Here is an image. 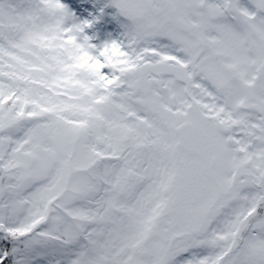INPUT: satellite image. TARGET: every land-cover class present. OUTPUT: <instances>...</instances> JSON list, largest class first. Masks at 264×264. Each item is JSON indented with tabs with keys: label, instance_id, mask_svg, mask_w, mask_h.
<instances>
[{
	"label": "snow or ice",
	"instance_id": "snow-or-ice-1",
	"mask_svg": "<svg viewBox=\"0 0 264 264\" xmlns=\"http://www.w3.org/2000/svg\"><path fill=\"white\" fill-rule=\"evenodd\" d=\"M104 7L0 0V264H264V0Z\"/></svg>",
	"mask_w": 264,
	"mask_h": 264
},
{
	"label": "trees",
	"instance_id": "trees-1",
	"mask_svg": "<svg viewBox=\"0 0 264 264\" xmlns=\"http://www.w3.org/2000/svg\"><path fill=\"white\" fill-rule=\"evenodd\" d=\"M69 6H71V0H68ZM108 0H87L88 9L84 13V19H92V16L88 15V12H91L92 15L98 14V9L104 7ZM116 12L115 8L104 7V13L100 17L99 22L95 23L91 28H88V32L95 38L100 37L103 34H107L110 30L114 31L117 35V39L120 38L122 29L118 24L117 20L113 18L114 13Z\"/></svg>",
	"mask_w": 264,
	"mask_h": 264
},
{
	"label": "rangeland",
	"instance_id": "rangeland-1",
	"mask_svg": "<svg viewBox=\"0 0 264 264\" xmlns=\"http://www.w3.org/2000/svg\"><path fill=\"white\" fill-rule=\"evenodd\" d=\"M76 20H77V22H81V21H82L81 16H79V15L77 14V16H76ZM85 33H86V32H85ZM86 34L89 35V36H91L89 33H86ZM109 38H111V39H115V36H114L113 34L110 33L108 38H106L105 36H102V37L100 38L99 42H96V39H94V40H93V43L100 44V43H102L103 41L108 40Z\"/></svg>",
	"mask_w": 264,
	"mask_h": 264
}]
</instances>
